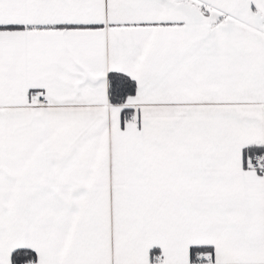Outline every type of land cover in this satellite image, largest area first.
Listing matches in <instances>:
<instances>
[{"label": "snow or ice", "instance_id": "snow-or-ice-1", "mask_svg": "<svg viewBox=\"0 0 264 264\" xmlns=\"http://www.w3.org/2000/svg\"><path fill=\"white\" fill-rule=\"evenodd\" d=\"M0 264H264V0H0Z\"/></svg>", "mask_w": 264, "mask_h": 264}]
</instances>
